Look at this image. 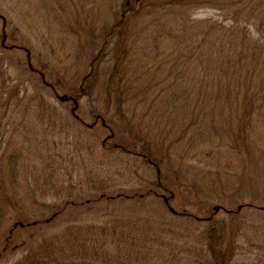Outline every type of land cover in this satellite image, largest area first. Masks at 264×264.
I'll list each match as a JSON object with an SVG mask.
<instances>
[{
  "label": "rangeland",
  "instance_id": "1",
  "mask_svg": "<svg viewBox=\"0 0 264 264\" xmlns=\"http://www.w3.org/2000/svg\"><path fill=\"white\" fill-rule=\"evenodd\" d=\"M95 3L96 0H74V4L68 0H0V42L4 27V32L19 38L15 42H22L31 49L33 60L39 58L44 61V66L53 69L52 74L47 72L49 78L53 81L61 78V84L54 81L55 89L59 96L67 95L70 87L76 89L81 83L90 54L94 51L87 28L81 38L83 30L79 23L82 20L85 25L93 22L92 29H99L103 23L109 22V19L100 17L105 15V8L96 9ZM243 15L244 12L240 14ZM191 16L202 21L208 17L222 19L214 8L206 5L194 8ZM127 30V36L131 38L132 35L135 39L126 41H134L137 46H142L146 40L141 37L146 32L150 35L157 31V27L148 23L147 19L134 18ZM169 40L158 39V49L162 54L167 53ZM11 41L7 38L6 42L9 44ZM153 43V38H148V48ZM22 46L5 51L0 46V100L4 99L9 111H16L14 118L20 120L19 123L13 122L14 119L0 121V156L9 143L13 149H21L22 169L12 182L17 183L15 188L20 187L14 192L21 196L24 203L22 212L28 222L38 219L42 214L46 216L42 223L16 225L12 230L10 227L14 219L6 217L0 222V264H24L23 258L27 252H43V248L45 253L56 258L58 264H100V257L106 253L104 257L109 258L106 264H158L164 260L169 264H195L197 258L204 262V257L194 254L200 248L204 250L205 244L201 243L200 233L209 220L214 219L218 221L217 225L222 222V230L227 236L238 228L230 264H264V109L252 121L253 125L247 128L250 137L244 151L224 147L209 150L207 143L201 144L200 152L193 156L194 153L189 149L181 163L179 160L165 163L162 174L168 179L180 168L179 173H175V176L178 174V180L173 179L175 185L170 195L156 185L149 184L156 176L152 167L141 164L138 157L126 156L120 160L117 155L108 156L110 153L103 151L99 140L97 143L94 135L85 131V125L76 126L73 117L67 115L63 103L52 95L50 86H44L36 78L24 79L25 75L20 74L22 69L19 67L25 57ZM10 88L12 91L16 88L17 93H11ZM35 95L43 96V99H31ZM43 102L49 103L50 107L45 109L46 114L41 119L31 105H44ZM28 104L30 107L23 110ZM182 104L183 101H177L175 105L178 107L165 115V119L172 120L176 126L188 122L186 120L190 118V106L187 108ZM54 108L57 112L55 119L48 115ZM85 109L82 115L85 122H89L90 115ZM134 109V115L138 118L145 112L141 104ZM22 110L24 116L18 117ZM225 114L227 116L218 118L215 133L216 139L227 137L229 141V135L236 126L230 125L228 135L230 112L225 111ZM151 119L145 115L144 120L148 124L153 122ZM76 139L87 146L88 151L84 152L83 158L66 143L75 142ZM47 144L51 145L48 149ZM64 148L68 150V157L63 154ZM205 153L209 155L205 156ZM50 154L57 159L55 166L61 167L60 173L55 175V181H58L54 190L51 189L52 183L44 186L43 182L35 183L34 175L27 170L39 162L49 163ZM90 168L98 174L95 176L97 184L121 188V192L127 193L128 197L94 196L88 199L91 192H87L79 193L76 198L67 195L68 192L73 194L74 189L66 187L56 192L59 181L70 185L71 176L73 184L77 185L78 178L82 179L85 175L86 179V171ZM200 168L205 172L211 171V178L215 179L213 188L223 183L226 190L219 195L206 193V188L201 186L197 176ZM216 171L228 175V178L223 177L219 182L220 179L215 178ZM82 180L85 181L84 178ZM81 189L82 192L86 191L85 183ZM131 189L137 191L136 195H128ZM215 189L217 191L219 188ZM72 198L76 202L65 207L62 215L46 219L53 205ZM164 198L169 202L168 205L164 203ZM6 239L7 245L3 249Z\"/></svg>",
  "mask_w": 264,
  "mask_h": 264
},
{
  "label": "trees",
  "instance_id": "2",
  "mask_svg": "<svg viewBox=\"0 0 264 264\" xmlns=\"http://www.w3.org/2000/svg\"><path fill=\"white\" fill-rule=\"evenodd\" d=\"M68 2L74 4V0ZM203 5L214 8L217 14L228 22L224 23L218 17L195 20L191 16L192 11ZM102 6L106 12L100 17L109 19L108 23H103L99 29H92L93 22H87L85 25L82 20L79 23L83 30L81 38L87 28L94 51L90 54L87 71L81 83L76 89L70 87L67 95L59 96L55 89L54 81L61 84V78L54 81L49 78L47 72L52 74L53 69L44 66V61L39 58L33 60L31 49L22 42H15V39L19 38H13L4 32V27L0 42L4 50H1L20 49L23 45L25 57L19 67L22 69L20 74L25 75L24 79L36 78L35 80L44 86H50L52 95L63 103L67 115L73 117L76 126L85 125V131L94 135L97 143L99 140L103 151L110 153L108 156L117 155L120 160L126 156L138 157L142 161L141 164L152 167L156 176L149 184L156 185L170 195L175 185L173 179L178 180V174L175 176V173H179L180 168L178 167L168 179L162 174V166L165 163L175 160L181 163L189 149L194 153L193 156L200 152L201 144L207 143L209 150L224 147L244 151L247 147L246 141L250 137L247 128L253 125L252 121L264 109V0H96L94 7L97 9ZM242 12L245 15L240 16ZM134 18L147 19L148 23L157 27V31L152 30L150 35L146 32L141 37L142 40L145 38V45L137 46L134 41H126L135 39L132 35L131 38L127 36V28ZM7 38L14 42L8 44ZM148 38H153L154 42L150 48L154 47L149 52ZM158 39H170L167 53L162 54L158 49ZM50 53L53 54L51 48ZM156 67L158 68L155 70ZM15 90L16 88L13 91L9 89L11 93ZM38 98L43 99V96L35 95L31 99L39 101ZM177 101H183V107L190 106V118L186 120L188 122H181L178 126L174 125L172 120L165 119V115H169L172 108L175 110L178 107L175 105ZM86 102L89 103L86 105ZM43 103L44 105H31L41 119L46 114L45 109L50 107L49 103ZM138 104L145 110V114L142 113L139 118L134 115L135 109L133 110ZM28 106L29 104L23 110H27ZM84 108L90 115L89 122H85L82 115ZM23 110L18 117L24 116ZM225 111H229V116H232H228V135L230 125L236 126L229 135V141L227 137L216 139L215 133L218 118L227 116ZM56 114L55 108L48 112L53 119ZM15 115L16 111L10 112L4 99L0 100V121L14 119L13 122L19 123L20 120L14 118ZM145 115L149 119L152 117L153 122H149L152 126L145 122ZM233 121L235 123H232ZM76 133L81 134L82 131ZM66 143L70 144L72 150L81 158L84 152L88 151L87 146L78 139ZM10 144L0 156V222L6 217L14 219L10 227L12 230L16 225L42 223L46 215L42 214L31 222L26 220L22 212L24 203L20 194L14 192L20 186L15 188L17 183H12L16 180L18 171L22 169L21 149H13ZM46 146L48 149L51 145ZM62 151L64 156L68 157V150L64 148ZM207 153L205 156L209 155ZM48 160L49 163L39 162L27 170L34 175L35 183L43 182L42 186L52 183L51 189L54 190L58 181H55V175L60 173L61 167L55 166L57 159L51 154ZM66 172L69 173L68 170ZM210 172H205L203 168L198 169L197 176L201 186L206 188V193L222 194L226 190L225 184H216L215 187L219 188L216 191L215 187L213 188L215 179L211 178L213 175ZM86 175V179L85 175L83 177L85 181L78 178L77 185L73 184L71 176L70 185L59 181L56 192L66 187L69 190L74 189L75 192H68L67 195L76 198L79 193L87 192H91L88 199L94 196L128 197L127 193L121 192V188L113 189L104 183L97 184L95 176L98 174L93 172L92 168L86 171ZM223 177L228 178V175L216 171L215 178L220 179L219 182ZM84 183L86 191L82 192ZM111 189L113 194L110 193ZM128 192V195H136L137 191L131 189ZM75 202L72 198L65 203L53 205L46 219L62 215L65 207ZM164 203L169 204L166 200ZM217 222L216 219L209 220L208 225L202 229L200 239L201 243L205 244L204 250L200 248L194 255L204 257V262L197 258L195 264H230L236 247L234 238L238 234V228L227 236L222 230V222L220 225H217ZM6 245L7 239L2 248L5 249ZM106 254H102L98 263L106 264L109 259L104 257ZM147 257L150 255L147 254ZM23 261L24 264H58L55 257L52 258L48 252H44V248L43 252H27ZM166 262L167 260H164L158 264H169Z\"/></svg>",
  "mask_w": 264,
  "mask_h": 264
}]
</instances>
